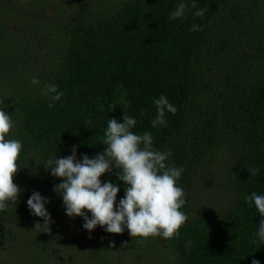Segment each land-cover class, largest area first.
<instances>
[{"label": "trees", "instance_id": "1", "mask_svg": "<svg viewBox=\"0 0 264 264\" xmlns=\"http://www.w3.org/2000/svg\"><path fill=\"white\" fill-rule=\"evenodd\" d=\"M176 3L0 0V100L15 122L10 137L24 145L13 177L21 194L0 212V264H122L108 257L114 235L100 227L89 233L81 217L66 216L53 191L61 181L42 164L73 146L78 159L103 153L108 119L123 122L125 114L138 120L133 131H150L154 147L170 150L184 169L178 183L188 219L178 238L154 237L162 250L178 264H264V246L252 242L262 217L244 199L264 194V0H195L207 8L204 17L189 5L186 19L170 21ZM194 23L202 30L190 31ZM33 76L40 85H31ZM45 83L64 92L52 108ZM161 94L178 111L167 127L153 128ZM249 168L259 173L251 177ZM116 171L101 180L119 183L118 202L124 184ZM215 171L218 182L208 174ZM200 176L221 186L223 210L205 204ZM34 191L51 201L49 233L33 231L43 223L27 207ZM119 235L133 239L127 230Z\"/></svg>", "mask_w": 264, "mask_h": 264}, {"label": "clouds", "instance_id": "2", "mask_svg": "<svg viewBox=\"0 0 264 264\" xmlns=\"http://www.w3.org/2000/svg\"><path fill=\"white\" fill-rule=\"evenodd\" d=\"M189 5L194 9L191 13L194 17H204L208 11L198 6L195 0H177L168 19H186ZM189 30L198 32L202 28L194 23ZM30 83L38 86L41 81L33 76ZM41 93L47 97L49 108L64 97V92L54 83H45ZM153 104L156 108V115L151 121L153 128L167 127L166 117L168 114L175 115L177 107L164 94L154 99ZM3 105L4 101L0 100V212L7 211L21 194L13 177L19 169L17 161L24 147L22 140L10 137L15 122ZM87 123L91 124L92 121L88 120ZM137 123L135 117L127 114L123 116V122L116 118L108 119L103 153L91 158L82 154L78 159V149L73 146L71 155H56L44 161L42 166L50 171L52 177L61 181L54 185L53 191L62 198L66 216L81 217L84 221L82 228L89 233L100 227L111 234H121L127 230L133 238H178L181 226L188 219L181 210L187 202L186 194L178 183L184 169L170 159V150L162 151L154 147L150 131H133ZM113 169L117 170L115 175L118 181L124 184V196L118 202L119 183L101 180ZM248 171L251 177L259 173L258 168H249ZM244 199L249 206L254 205L262 217L252 242L264 246V194L252 191ZM50 203V199L38 191H34L27 200L30 215L43 220V223L35 222L33 231H51L54 220L46 207ZM125 246L126 242L123 244ZM252 264H260V261L253 260Z\"/></svg>", "mask_w": 264, "mask_h": 264}, {"label": "rangeland", "instance_id": "3", "mask_svg": "<svg viewBox=\"0 0 264 264\" xmlns=\"http://www.w3.org/2000/svg\"><path fill=\"white\" fill-rule=\"evenodd\" d=\"M33 18V17H31ZM40 65V64H39ZM37 71L40 74H44V68L42 65L37 67ZM218 171V170H217ZM215 171L214 173H208L214 175V181L218 182L217 177H219V172ZM217 176V177H216ZM200 178L205 182V184L200 186L202 187L203 201L208 206H212L213 210H223L225 208V203H227V195L218 191L219 187H210L209 177ZM212 179V181H213ZM100 231V230H99ZM104 231V230H103ZM115 236V246L113 247L112 252L108 255L109 259H118L120 258L122 264H178V261L173 257V254L169 251L165 252L162 249L164 245L161 242H156L154 237L149 238H139L134 237L131 240H124L122 235L112 234ZM127 243V246L123 247L124 243ZM153 243L155 245H153ZM163 251V252H162ZM165 252V253H164ZM145 257L142 258V256ZM54 264V261H52ZM90 259L88 258V264H90ZM18 264H27L24 261H19ZM56 264V263H55Z\"/></svg>", "mask_w": 264, "mask_h": 264}]
</instances>
